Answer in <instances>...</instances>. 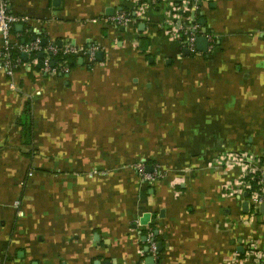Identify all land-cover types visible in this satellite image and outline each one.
I'll return each instance as SVG.
<instances>
[{"label":"crops","instance_id":"0c3cea01","mask_svg":"<svg viewBox=\"0 0 264 264\" xmlns=\"http://www.w3.org/2000/svg\"><path fill=\"white\" fill-rule=\"evenodd\" d=\"M7 2L28 19L13 41L83 63L0 68V264H250V242L264 251V210L229 193L244 170L224 159L264 153V0ZM118 13L129 27L110 25ZM193 24L206 52L187 49Z\"/></svg>","mask_w":264,"mask_h":264},{"label":"built area","instance_id":"2783aa9c","mask_svg":"<svg viewBox=\"0 0 264 264\" xmlns=\"http://www.w3.org/2000/svg\"><path fill=\"white\" fill-rule=\"evenodd\" d=\"M28 21L25 17L15 16L8 11V2L7 0H0V37L3 42V47L0 52V68L4 70V72L8 76H12L15 71L22 68L25 64L19 58H12L11 51L17 50L20 54L26 55L27 58L32 57L43 53H57L59 49L63 48V52L65 54L74 53L77 54L78 50L69 47L58 48L56 44H48L46 47L41 45V41L36 39L32 43L28 45H21L17 41L12 40L11 30L15 25L24 24ZM110 25L116 27H129L131 25V19L128 14L118 13L110 20ZM183 36L187 41V49L190 52L195 51V43L197 39V35L199 34V26L193 24L189 28L182 29ZM92 54V52H91ZM37 64V60L33 58L30 62V66H35ZM62 70V69H61ZM41 71L47 75L57 74V69L52 68L50 61L46 58L43 62V66ZM63 72H68L63 69ZM224 159L229 162H236L238 166H241L244 170L243 176L240 177V181L235 184H229L227 189L230 194H242L246 193L248 196V202L254 212H258L263 208L264 210V153L260 158H255L254 156H250L248 154H238L235 156H227ZM143 180L147 182H152L155 180V176L143 174ZM254 180L256 184V188H253L251 181ZM16 206H19V203H16ZM264 220V213L262 215ZM149 252L152 257L157 258V246L158 243L151 240V233H149ZM253 242H250V250L249 253L252 256V260L250 264H264V251H257L253 247ZM237 255L236 253L230 254V256L226 259L224 264H237Z\"/></svg>","mask_w":264,"mask_h":264},{"label":"trees","instance_id":"16d2710c","mask_svg":"<svg viewBox=\"0 0 264 264\" xmlns=\"http://www.w3.org/2000/svg\"><path fill=\"white\" fill-rule=\"evenodd\" d=\"M30 32H28L26 34L29 35ZM25 44L30 43V40H26L25 37H23ZM48 44H46L44 47H46ZM58 46V44H57ZM58 48H62L60 46H58ZM43 54V53H42ZM39 54L33 56V58H35L37 60V64L35 66L32 67V71H41V68L43 66V62L46 58L49 59L50 64L52 68H56L57 69V74L60 76H64L67 72H63L62 70L65 69L67 71L71 70L72 68L76 67L78 65V57L76 54L74 53H69V54H65L63 52V48L59 49V51L55 54L53 53H48V54H43L42 58L38 57ZM23 55L20 54L17 50H12L11 51V57L12 58H19L22 60L23 63L25 62H30L33 58L29 57L27 58V60H24ZM62 69V70H61ZM19 126L21 128V141L24 143V145H28L31 144L32 142V138H33V132H32V126H33V119H32V109H31V105L28 103L25 106V110L23 112V116L19 119ZM251 184L253 186V188H256V184L254 182V180L251 181ZM249 196V194H248ZM154 228L152 226H150V229H146L143 230L141 233L145 236H147L148 231L149 233L151 232L152 234H154ZM154 242L158 243L159 240L158 238L154 235Z\"/></svg>","mask_w":264,"mask_h":264},{"label":"water","instance_id":"95a60500","mask_svg":"<svg viewBox=\"0 0 264 264\" xmlns=\"http://www.w3.org/2000/svg\"><path fill=\"white\" fill-rule=\"evenodd\" d=\"M47 44V41L46 40H42L41 41V45L44 47L45 45ZM196 44H197V48L199 51H202V52H206L207 49H208V41H207V38L205 36L203 37H198L196 39ZM60 45V44H59ZM61 46V45H60ZM39 58H42L43 57V54L40 53L38 55ZM102 57V53H96V60H100ZM23 59H26V55H23ZM83 63V60L82 59H79L78 60V64L79 65H82ZM52 65V64H51ZM243 207V211L246 212L247 211V207H248V204L245 202L243 203L242 205ZM263 209V208H262ZM161 250V247L158 245L157 246V252L159 253V251Z\"/></svg>","mask_w":264,"mask_h":264}]
</instances>
